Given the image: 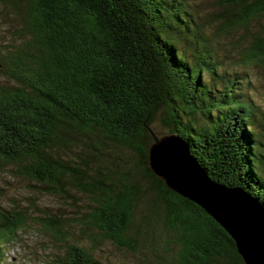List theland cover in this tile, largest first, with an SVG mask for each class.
Masks as SVG:
<instances>
[{
  "label": "trees",
  "instance_id": "16d2710c",
  "mask_svg": "<svg viewBox=\"0 0 264 264\" xmlns=\"http://www.w3.org/2000/svg\"><path fill=\"white\" fill-rule=\"evenodd\" d=\"M220 4L216 34L245 28L252 39L242 61L264 69V26L249 29L264 0ZM12 21L14 41L0 43V166H14L35 192L72 204L84 194L90 211L32 217L30 204L0 205V264L32 219L65 245L51 264H114L95 255L105 239L131 253L145 243L150 264H246L232 235L149 166L161 115L213 182L264 208L251 82L221 67L217 35L190 3L0 0V25Z\"/></svg>",
  "mask_w": 264,
  "mask_h": 264
},
{
  "label": "rangeland",
  "instance_id": "374dc122",
  "mask_svg": "<svg viewBox=\"0 0 264 264\" xmlns=\"http://www.w3.org/2000/svg\"><path fill=\"white\" fill-rule=\"evenodd\" d=\"M187 1L198 14L201 22L205 24L208 35H210V32L216 34V30L221 25L223 26V22H221L223 8L220 0ZM263 26L264 14L254 19L249 29L255 32ZM18 27L19 25L15 21L9 22L6 26L4 24L0 25V43L10 45L14 41L11 32ZM210 38L215 45L216 54L222 62L221 67L223 66L228 71H246L245 80L248 79L251 82L246 87V97L256 107V123L259 130L264 133V69L256 63L247 64L242 61L245 48L249 45L252 35L245 28L237 27L228 33L226 37L211 35ZM153 132L160 137L170 135L163 123V116L160 115L158 117L153 126ZM171 144L167 143L168 146ZM173 144H175L173 149L178 150L180 144L177 142ZM15 170L16 168L12 165L0 166L1 206L26 207L27 204H30L31 208L28 210H30L32 217H37L38 214L42 213L64 215V217L69 218L78 217L80 214L77 211H80L82 215L90 211V206H87L86 195L75 192L77 201L76 204H72V201H67L62 197L35 192L36 189L33 182L21 175H17ZM30 224V227L20 232L17 240L6 246L4 252L5 260L2 264H51L56 259V255H61L65 252L64 243L55 240L43 228V225L34 222L33 219ZM76 227L74 229H77ZM76 240L78 241L79 238L73 236L70 242H76ZM91 242H87L88 246L91 245ZM144 244L140 243L138 251L131 253L119 249L111 240L105 239L101 242L102 249L96 250L95 255L100 257V259H108L114 264H150L148 261L150 251L147 245Z\"/></svg>",
  "mask_w": 264,
  "mask_h": 264
},
{
  "label": "water",
  "instance_id": "95a60500",
  "mask_svg": "<svg viewBox=\"0 0 264 264\" xmlns=\"http://www.w3.org/2000/svg\"><path fill=\"white\" fill-rule=\"evenodd\" d=\"M174 142L180 144L178 150L173 149ZM149 166L170 188L201 205L232 235L246 264H264V208L256 200L242 190L213 182L190 155L188 145L175 135L150 146Z\"/></svg>",
  "mask_w": 264,
  "mask_h": 264
}]
</instances>
